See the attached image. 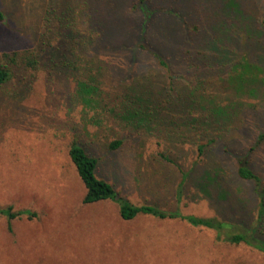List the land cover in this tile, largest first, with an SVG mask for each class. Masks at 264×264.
I'll list each match as a JSON object with an SVG mask.
<instances>
[{
  "label": "rangeland",
  "instance_id": "374dc122",
  "mask_svg": "<svg viewBox=\"0 0 264 264\" xmlns=\"http://www.w3.org/2000/svg\"><path fill=\"white\" fill-rule=\"evenodd\" d=\"M68 1L71 0H0L4 14L0 22V60L3 52L25 49L33 50L38 58L34 69L11 66L10 79L0 85V207L10 205L34 213L14 218L9 224L0 215V264H264V254L256 248L223 239L227 232H255L264 239V137L257 143L258 136L264 135V83L260 82L258 91L246 83V89L236 90L221 80L231 75L240 83L249 75L264 80V41L259 36L264 0H182L181 9L189 16L200 11L211 23L223 19L226 25L244 27L237 29L238 38L254 44L255 56L248 54L251 56L246 58V53H241L235 60L239 64L250 62L255 69L241 67L234 71L227 67L221 77L216 73L205 77L213 82L206 90L213 96L211 105L236 106L225 129L205 133L198 126L194 130L182 128L183 133L174 137L156 130L115 129L109 127L111 120L106 116L102 125L92 127L89 118L93 113H84L71 94L80 78V68L98 62H88L81 55L73 58V66L79 69H52L42 55L44 48L49 49L46 44H58L57 12ZM134 3L136 0H126L115 13L121 12L124 29L134 26L137 15L125 13ZM48 6L55 9L50 15H46ZM86 7V0L75 6V19L83 32L88 31L85 18L81 19ZM257 53L262 56L260 60ZM109 56H96L103 68L97 80L102 81L104 93L115 98L124 84L151 78L155 87L139 88L148 96L169 99V105L158 116L168 124V131L185 120L184 110L200 108L197 89L175 94L160 90L168 86V78L150 55L135 59L132 55ZM131 62L135 63L133 70L120 72V65L126 69ZM178 76L174 81L177 87H192L201 70L183 69ZM228 115L215 114L214 118L221 121L216 124L209 118L210 126L221 127ZM117 137L123 140L121 147L110 150L108 141ZM73 138L97 159L96 175L112 184L117 196L135 205L216 217L225 221L227 228L218 239L215 230L192 227L179 218L141 214L123 220L113 200L83 204L85 188L68 157ZM211 138L215 141L209 144ZM199 144L205 145L202 152ZM248 152L249 165L259 178L255 183L239 178L236 172V156ZM159 153L170 161L158 159ZM207 166L218 171L219 179L209 186L210 197L200 190L198 182ZM186 172L189 175L183 181ZM180 182L182 194L178 201L174 190Z\"/></svg>",
  "mask_w": 264,
  "mask_h": 264
},
{
  "label": "trees",
  "instance_id": "16d2710c",
  "mask_svg": "<svg viewBox=\"0 0 264 264\" xmlns=\"http://www.w3.org/2000/svg\"><path fill=\"white\" fill-rule=\"evenodd\" d=\"M78 2L80 0L68 1V4H64L61 7L62 10L57 12L58 23L56 28H58V39L56 43L58 44H46L49 49L44 48L42 55L46 57V64L50 65L52 69H79V67L73 66V58L81 55L86 57L88 62L92 60L98 62L96 64L94 62L89 63L86 68H82L83 70L80 68V78H77L71 94L73 100L82 106L84 113H93L89 118L92 127L102 125L106 116L108 117L107 119L111 120V126L109 127H114L115 129L117 127L119 129L125 128L132 132L143 129L148 131L156 130L162 135L164 133L168 137L181 135L183 131L181 132L180 129L182 128L194 130L198 126L205 133L225 129L227 123L230 122V113H232V110L236 111V106H223L214 103L215 107L211 105L213 96L207 94L206 90L213 82L212 80L210 82L209 79L207 81L205 77L209 73H216L221 77L227 67H230L234 71L241 67L247 68L248 70L250 68L255 69L254 65L250 62L244 61L245 63L239 64L235 60L241 53H246V58H250L251 55L248 54L255 56L254 44L251 42L249 44L248 42H242L238 38L237 29H243L244 27L226 25L223 19L211 23L209 18L204 15L202 16L200 11L196 13L197 16H189L181 9L182 0H136L131 10L129 9L128 11L127 8L125 10L126 14L129 13L133 17L134 13L138 17L133 19V22L135 21L134 26L128 30L123 28V23L120 19L121 12L115 14L119 7L125 6L126 0H86L88 7L85 9V13L84 10L82 11L81 19L85 18L88 31L86 29L83 32V29L78 27L79 20L75 19L77 17L75 6ZM150 3H152L153 7ZM48 7L46 15H50L55 11L52 7ZM3 19L4 14L0 9V22ZM46 22H50L49 17H46ZM259 24L262 26V30L259 31V36L264 41V18L259 20ZM247 37L251 38L253 36L248 34ZM97 46L99 48L96 49ZM100 47L101 50H98ZM91 53L93 54L91 55ZM109 54L113 58L116 56L124 57L126 55H132L133 59H135V56L150 55L156 63L164 68L162 74L164 73L166 75L165 77L168 78V86H161L160 90L165 91L167 89L170 93L175 94L179 90L197 89L200 95V101H202L200 108L184 110L183 113L186 115L185 120L181 121L176 129L168 131L166 129L168 124L162 122V119H158V116L169 105V99L154 94L148 96L143 94L139 88V86L141 88L144 86L155 87L151 78L137 80L138 82L135 84L134 82H128V84L123 85L121 92L115 98H111L102 90V81L97 80L98 77H102L103 68L96 56L104 55L110 57ZM256 57H258V60L262 58L259 53L256 54ZM166 58L169 59V62ZM234 62L236 63L233 64ZM13 65H22L25 68L34 69L38 65L37 55L33 50L29 49L21 52H3L0 60V85L10 79L12 73L11 66ZM120 66V72H127L129 69L133 70L132 68L135 66V63L131 62L128 64L126 69L124 68L125 70L123 66ZM136 66H139V64H136ZM183 69L188 72H193L194 69L201 70V76L197 79L195 85L192 84V87L184 85L181 89L175 85V78ZM221 80L228 82L236 90L252 87L253 91H258L260 82L264 83V80L255 78L253 75L245 78L244 83L234 81L232 75L228 78L221 77ZM245 83L247 87H244ZM239 85H242L241 89L237 88ZM157 87L159 88V86ZM165 93L167 92L165 91ZM107 96L109 99L106 98ZM206 100H209V102H206ZM210 106L213 109L209 108ZM222 109H226V111ZM224 113L229 115L227 116L228 119H226V122L221 124V127L220 124L210 126L209 118L215 119V114H221L223 116ZM213 121L217 124L221 120L217 117ZM133 127H139V129L134 130ZM263 137L264 135L260 134L257 143H260ZM214 141L215 138H211L208 140V143L212 144ZM122 143L123 140L117 137L109 140L107 147L110 150H116L121 147ZM204 146V144L198 145L199 152H202ZM251 150L253 148H250ZM249 153L244 156H236V172L239 178L255 183L259 181V178L249 165ZM157 156L162 161H170V158L163 153H159ZM68 157L85 188L84 195L81 199L83 204H92L102 200H113L117 203L119 215L123 220H131L141 214L160 219L179 218L192 227H204L215 230L216 238L218 239H220L221 231L227 228V223L216 217L187 215L181 214L178 211L169 212L149 204L135 205L117 196L113 185L96 175L97 159L90 155L75 138L69 143ZM217 173L218 171L210 168V166H207L202 172L198 182L200 190L206 197H210V195H207L209 186H213L219 181L216 178ZM188 175L189 172L183 173L182 180L184 181ZM182 183L177 184L174 190L175 197L178 201L181 199ZM261 198L263 199V196ZM262 210L263 205L261 207ZM24 214L28 216L34 215L28 209L17 210L10 205L0 207V215L7 218L8 224L12 219L14 220V218ZM223 239L233 244L245 243L264 254V239L257 237L255 232H227Z\"/></svg>",
  "mask_w": 264,
  "mask_h": 264
}]
</instances>
